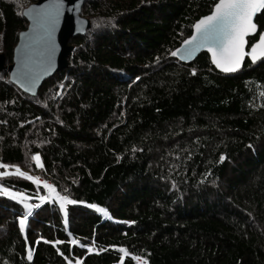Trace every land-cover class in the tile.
Returning a JSON list of instances; mask_svg holds the SVG:
<instances>
[{
  "label": "trees",
  "instance_id": "obj_1",
  "mask_svg": "<svg viewBox=\"0 0 264 264\" xmlns=\"http://www.w3.org/2000/svg\"><path fill=\"white\" fill-rule=\"evenodd\" d=\"M36 1L0 0L8 63ZM215 2L86 0L92 27L70 40L68 68L36 96L0 72V163L27 167L83 202L62 210L39 200L48 195L40 184L1 181L40 207L21 232L27 209L0 196V264H121L120 247L123 264H136L131 255L149 264H264V60L225 74L206 52L192 63L168 55ZM256 23L264 31L261 14Z\"/></svg>",
  "mask_w": 264,
  "mask_h": 264
},
{
  "label": "snow or ice",
  "instance_id": "obj_2",
  "mask_svg": "<svg viewBox=\"0 0 264 264\" xmlns=\"http://www.w3.org/2000/svg\"><path fill=\"white\" fill-rule=\"evenodd\" d=\"M63 4L64 0H52L47 5L33 6L29 10L28 15L32 20V25L29 31L21 33L22 37L27 38V43L24 45V58L20 61L18 72L14 74L17 82L22 87L27 85L30 90L31 86L39 79L41 73L50 67L52 57L55 54V42L52 37L55 32V26L61 16ZM258 14L264 17V0H216L209 14L201 16L191 25L192 35L184 39L181 46L174 51H170L168 55L179 57L180 60L186 61L192 59L201 49H205L210 54L211 63L223 73L239 72L244 65L245 57L250 58L251 64L255 65L258 61L264 60V31H258V24L255 22ZM257 34L258 39L251 43L249 47L250 38H255ZM160 59L161 57H156L155 62L159 63ZM196 71L193 68L191 75H196ZM138 79L139 77H137ZM63 87L64 85L61 84L60 88ZM259 95L264 97V92H260ZM260 107H264V104L260 105ZM133 151L135 152L137 149L134 148ZM191 158L192 153L188 152L187 159L190 160ZM32 159L38 167H44L39 153L35 154ZM176 159L179 160L180 157L177 156ZM225 159V155L221 154L219 157L220 162ZM173 167L179 168L180 165L177 164ZM10 168L14 169V171H7ZM0 169H4V171H0V177L16 176L33 181L37 185L41 183L39 177H33L23 172L17 165L0 163ZM43 186L48 189V195L39 197L42 203L46 200H58L62 210L65 209L66 204L83 203L82 201L71 200L66 195H61L56 191L54 185L47 181H43ZM172 187H176L175 182H173ZM0 196L16 200L27 209V213L19 218L20 230L23 232L28 217L32 215V209L38 208L40 205L27 204L23 193L14 192L2 184H0ZM88 207L96 208L97 211L104 213L106 216L108 215V211L105 208H99L94 204L88 205ZM65 216H67L66 210ZM125 223L135 224L136 222L125 221ZM44 242L64 243L63 241L53 242L47 240ZM37 243H39V240ZM71 243L76 244L77 241L72 240ZM88 250L89 252L93 251L92 248ZM105 250L101 249V251ZM57 251L59 252V249ZM119 252L124 253V256L120 257L121 264H123L125 256L128 255V250L120 247ZM60 254L63 255V253ZM32 258L33 252L29 248L27 259L31 261ZM132 258L141 261L142 264H149L146 258L139 256ZM65 259L67 264H73V261L68 259V257H65ZM75 264H81V261L77 259Z\"/></svg>",
  "mask_w": 264,
  "mask_h": 264
},
{
  "label": "water",
  "instance_id": "obj_3",
  "mask_svg": "<svg viewBox=\"0 0 264 264\" xmlns=\"http://www.w3.org/2000/svg\"><path fill=\"white\" fill-rule=\"evenodd\" d=\"M85 1L86 0H64L62 13L55 26V32L53 33V37H52V39L55 42V54L52 57L50 67H48L46 71L41 73L39 79L35 82L34 85L31 86L30 90L27 85L22 87L21 84L17 82L16 77L14 76V74L18 72V69L20 67V61L24 58V45L27 43V38L22 37L21 33L29 31L32 25V20L28 15L29 10L33 6L39 7L40 5H47L50 2H52V0H37L36 2L32 3L30 6L25 8L23 11V15L29 22L28 28L20 33L19 42L15 48L12 63L8 64V62L6 61L5 54L0 52V72L7 71L9 73L10 82L12 84L17 86L24 93L30 96H36L39 92V89L48 78L52 77L57 72L68 68L69 57L74 49V47L69 44L70 40L76 36L85 35L87 31L92 27L91 20L82 15V8L85 4ZM258 31H259V26H258ZM249 47H250V42H249ZM246 50L248 49L246 48ZM202 52L207 53L205 49H201L199 52H197L194 55L192 59L186 61L180 60L179 57H173V58L180 60L181 62L184 63H192L197 59V57ZM247 58L248 57H245V61ZM217 70L221 72L219 69ZM225 74H234V73H225Z\"/></svg>",
  "mask_w": 264,
  "mask_h": 264
},
{
  "label": "rangeland",
  "instance_id": "obj_4",
  "mask_svg": "<svg viewBox=\"0 0 264 264\" xmlns=\"http://www.w3.org/2000/svg\"><path fill=\"white\" fill-rule=\"evenodd\" d=\"M1 50V49H0ZM2 51V50H1ZM6 56V55H5ZM6 61L8 62V58L6 57ZM9 64V63H8ZM260 104H263L262 103V101H260ZM27 155V157H28V160L29 161H32L33 159H32V157L33 156H30L29 155V153H27L26 154ZM36 163V162H35ZM17 166H19L20 167V169L23 171V172H26L27 174H29V175H31V176H33V174H31L30 173V169L29 168H27V167H22L21 165H17ZM0 171H4V169H0ZM7 171H14V169H7ZM33 177H35V176H33ZM6 178H9V177H0V182L1 181H3V180H5ZM40 180H41V183H40V185H42L43 186V181H46V180H43V179H41L40 178ZM48 183H49V181H47ZM1 184V183H0ZM4 186V185H3ZM4 187H6V186H4ZM44 187V186H43ZM12 191H14V192H20V191H16V190H13V189H11ZM20 193H23V192H20ZM24 194V193H23ZM24 196L26 197V198H28L25 194H24ZM108 216H109V214H108Z\"/></svg>",
  "mask_w": 264,
  "mask_h": 264
},
{
  "label": "clouds",
  "instance_id": "obj_5",
  "mask_svg": "<svg viewBox=\"0 0 264 264\" xmlns=\"http://www.w3.org/2000/svg\"><path fill=\"white\" fill-rule=\"evenodd\" d=\"M135 256H137V255H131V257H135ZM132 259H133V258H132ZM133 261H134L136 264H142L141 261H138V260H135V259H133Z\"/></svg>",
  "mask_w": 264,
  "mask_h": 264
}]
</instances>
